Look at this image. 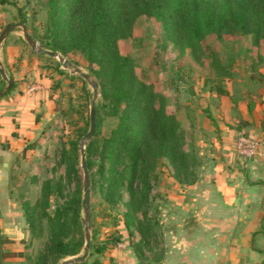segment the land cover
Masks as SVG:
<instances>
[{
    "label": "rangeland",
    "instance_id": "1",
    "mask_svg": "<svg viewBox=\"0 0 264 264\" xmlns=\"http://www.w3.org/2000/svg\"><path fill=\"white\" fill-rule=\"evenodd\" d=\"M47 5L48 0H0V30L7 24L22 22L41 48L51 50L46 45L51 38L44 24ZM198 45L183 44L156 17L146 14L136 16L126 36L117 40L119 54L134 61L136 80L152 87L153 106L178 123L180 148L191 152L196 162L184 172H176L166 156H156L151 171L155 178L151 179L150 200L141 206L134 202L136 205L130 207L125 183L115 189L113 202L105 197L114 175L107 166L99 169L98 151L103 137L115 125L116 117L110 115L99 77L92 72L97 69L96 63L88 65L80 49L71 48L66 55L54 50L88 74L93 87L71 69L62 67L55 57L32 52L20 27L7 34L0 44V64L12 79L9 92L13 90L17 96L27 93L32 97L36 130L31 141L25 144L27 147L8 166L5 188L11 211L0 214V253L14 252L20 256H0V262L37 264L48 248L45 214L52 215L55 210L63 211L69 225L68 234L83 236L79 141L88 131L89 102L95 89L94 130L90 137L95 141V149L88 156L90 167L87 169L89 235L95 244L113 237L117 239L102 253L90 249L85 260L98 259L101 264H159L163 245L158 206H169L171 195H181L193 175L207 171L216 174L224 151L222 143L233 146L237 136L243 133L258 141L261 139L260 131L256 134L249 125H240L242 121L253 125L264 120L261 105L264 81L250 77L264 75V38L254 44L249 32L225 30L219 35H206ZM5 85L0 79V90ZM217 87L225 93L219 94ZM79 134L82 135L77 148H73L69 142ZM124 165V162L115 163L113 168L121 171ZM233 169L240 167L233 165ZM75 198L81 200L77 225L70 220ZM26 206H35L34 230L25 218ZM127 209L132 220L129 227L123 216ZM81 253L82 249L72 256ZM72 256L55 261L47 256L45 264H57Z\"/></svg>",
    "mask_w": 264,
    "mask_h": 264
},
{
    "label": "trees",
    "instance_id": "2",
    "mask_svg": "<svg viewBox=\"0 0 264 264\" xmlns=\"http://www.w3.org/2000/svg\"><path fill=\"white\" fill-rule=\"evenodd\" d=\"M140 14L156 17L169 34L172 33L173 37L186 45L199 46L206 35H219L225 30L249 32L254 44L264 38V0H48L44 23L51 38L46 44L48 48L58 50L63 55L71 48L80 49L88 65L92 62L97 65L92 72L99 77L101 94L108 100L110 115L116 117L115 125L103 137L98 151L99 169L104 170L107 166L114 175L105 197L113 202L115 189L125 183L130 207L136 205L134 202L141 206L150 200L151 179L155 178L151 171L156 156H166L176 172H184L188 165L194 166L196 163L191 152H183L180 148L178 123L153 106L155 97L152 87L136 80L133 59L118 52L117 40L126 36L132 21ZM250 77L264 81L262 74ZM12 87L13 84L9 90ZM217 92L225 93L218 87ZM81 135L70 140L73 148H77ZM87 140L84 143V160L88 169V156L95 149V141L91 138ZM122 162L125 165L121 171L113 168L115 163ZM194 179L193 175L190 182ZM80 202L79 198L73 202L70 217L73 225L80 222ZM34 210L35 206H26L25 218L31 230L35 229ZM129 214V209L123 212L126 227L132 224ZM45 216L49 228L48 248L37 264H45L47 256L55 261L81 251L83 236L68 234L69 225L62 210ZM145 228L148 230L149 226ZM128 233L132 235L129 230ZM116 239L113 237L95 244L93 236H90L88 255L90 249L102 253L108 245L115 244ZM0 256L14 257L20 254L2 252ZM73 264L101 262L98 259H84Z\"/></svg>",
    "mask_w": 264,
    "mask_h": 264
},
{
    "label": "crops",
    "instance_id": "3",
    "mask_svg": "<svg viewBox=\"0 0 264 264\" xmlns=\"http://www.w3.org/2000/svg\"><path fill=\"white\" fill-rule=\"evenodd\" d=\"M34 106L27 93L11 90L0 98L1 215L11 211L5 188L9 167L35 134ZM244 125L260 131L257 156L241 160L235 144L222 143L216 174L197 175L181 195H171L169 206H158L159 264H264V120Z\"/></svg>",
    "mask_w": 264,
    "mask_h": 264
},
{
    "label": "water",
    "instance_id": "4",
    "mask_svg": "<svg viewBox=\"0 0 264 264\" xmlns=\"http://www.w3.org/2000/svg\"><path fill=\"white\" fill-rule=\"evenodd\" d=\"M20 27L22 37L30 47L31 51L35 54H46L52 57H55L59 64L64 68H69L72 70V72L77 73L80 77H82L85 81H87L91 86L94 87V83L89 80L88 74L81 71L80 68L74 66L71 62L64 59L57 51H51L47 49L41 48L35 40L31 37V35L27 32V29L22 22L17 23H11L5 25L0 30V44L4 40V38L7 36V34L14 28ZM0 77L1 79L6 83L5 87L0 90V98L9 90V88L12 85V79L9 78L1 64H0ZM96 96V90L94 89L92 94V99L89 102V111H88V131L85 135H83L80 138L79 141V156H80V168L82 172V202H81V209H82V224H83V246H82V253L77 256H72L69 258H66L57 264H73L82 262L88 255L89 252V245H90V235H89V220H90V214H89V178H88V172L85 165L84 160V142L90 138L93 134L94 130V98Z\"/></svg>",
    "mask_w": 264,
    "mask_h": 264
},
{
    "label": "built area",
    "instance_id": "5",
    "mask_svg": "<svg viewBox=\"0 0 264 264\" xmlns=\"http://www.w3.org/2000/svg\"><path fill=\"white\" fill-rule=\"evenodd\" d=\"M258 147V140L244 134L237 136L235 150L240 157L250 159L257 154Z\"/></svg>",
    "mask_w": 264,
    "mask_h": 264
}]
</instances>
